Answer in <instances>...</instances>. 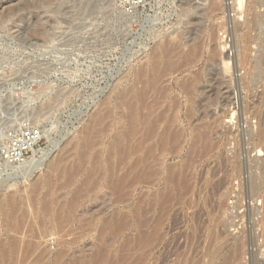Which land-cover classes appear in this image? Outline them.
<instances>
[{"label": "rangeland", "instance_id": "obj_1", "mask_svg": "<svg viewBox=\"0 0 264 264\" xmlns=\"http://www.w3.org/2000/svg\"><path fill=\"white\" fill-rule=\"evenodd\" d=\"M164 43L181 44L182 53L192 49L198 57L187 70L165 78L169 90L157 108L174 114L182 134L173 151L162 153L159 177L147 186L134 185L123 202L115 203L116 193L104 192L100 171L92 169V163L97 157L99 165L117 159L114 135L129 126L127 108L119 98L133 84L137 70L149 63L153 50ZM195 73L200 74L197 86L201 89L190 100L179 85ZM173 99L177 105L170 108ZM190 103L189 122L184 115ZM263 115L264 0H0V142L8 128L27 120L45 134L34 146V150L42 149L49 138L76 123L77 131L65 145L69 153H75L71 158L75 163L84 128L89 135L98 134V144L81 168L75 166L79 170L70 181L64 173L48 170L26 181L12 179L8 165L0 166V239L14 236L17 240L21 234L17 241L27 238L33 243L26 254L33 260L41 246L43 261H31L29 256L27 264H264ZM91 116L104 120L96 126ZM88 121L93 122L91 126ZM165 124L161 121L160 128ZM208 129L212 131L208 143H195L196 136ZM193 144L197 146L192 148ZM169 166H181L183 172L164 194ZM33 181L40 183L36 190L31 187ZM156 191L162 192L156 206L160 208L142 216L141 206L149 207ZM73 193L83 194L78 202L84 206L67 207L74 201ZM47 201L53 207L49 215L41 210ZM10 209L13 213L16 209L15 213L7 217L4 211ZM55 210L61 213H57L59 219ZM137 215L140 218L135 219ZM145 237L150 238L147 246ZM215 249L218 253L213 256ZM74 257H79L78 262Z\"/></svg>", "mask_w": 264, "mask_h": 264}, {"label": "bare ground", "instance_id": "obj_2", "mask_svg": "<svg viewBox=\"0 0 264 264\" xmlns=\"http://www.w3.org/2000/svg\"><path fill=\"white\" fill-rule=\"evenodd\" d=\"M211 3V2H210ZM214 5V4H213ZM217 7V4L214 5L213 9H215ZM256 18V17H255ZM257 21V20H256ZM254 26V25H253ZM237 32V31H236ZM213 35V34H212ZM246 39V38H245ZM261 39V38H260ZM179 41V40H178ZM241 41V40H240ZM247 41V40H246ZM167 42V41H166ZM165 42V43H166ZM162 44V45H159L157 46L153 52L151 53V59L149 61V63L147 65H143L140 69L137 70V72L135 73V80L133 82V84L131 85L130 88H128L127 90L124 91V93L122 94V98H119V99H122V106H124L123 104H125L126 108H127V111H126V117H127V124L129 123V126L122 132V133H116V135H114V143H115V148L113 150H116L117 151V159L115 160H107L103 165H99L98 163V157H97V154L96 156L94 155V157H97V159L93 158V163H92V169L94 168L95 171L98 170L100 171V176L101 177H97L99 180L101 178V181L103 182V187L104 189H106V192L107 194L110 193V194H115L114 196H116L115 198H113L112 200L115 201V203H121L123 202V197H125V195L127 194V192L136 184H141L143 183L144 186H147L149 184L152 183V181L156 180V178L159 177V173H160V163H161V158H162V153L164 151H173L176 147V142L177 140L180 138L181 134H182V131L180 129H177L176 127V124H175V116L174 114H171V115H167V113H165L164 110H162L161 112H158L157 111V108L159 107L160 103L164 100L165 96H166V92L169 90L168 87L165 86V78H167L168 76L172 75V74H175V73H178V72H182L183 70H187V67H190L191 64H193L197 59V54L192 50H188L186 53H182V50L180 49V45L177 43L175 45H171L170 44ZM169 43V42H168ZM157 44V43H155ZM201 44V43H200ZM242 44V43H241ZM198 46V45H197ZM201 46V45H200ZM199 47V46H198ZM197 47V48H198ZM191 48V47H190ZM200 48V47H199ZM198 48V49H199ZM197 49V50H198ZM258 51V50H257ZM199 52V50H198ZM197 52V53H198ZM203 52V51H202ZM257 53V52H256ZM213 55V54H212ZM221 58V57H220ZM213 59V58H212ZM240 61V60H239ZM198 65V64H197ZM193 67V66H192ZM226 67V66H225ZM199 77H200V74L199 73H195L193 75V77L191 76L190 78H184L181 82H180V85H179V88L181 89L182 92H184L186 95H189V97L191 96V99L192 100V95H193V92L194 91H200V87L197 86V82L200 81L199 80ZM257 79V78H256ZM183 94V93H182ZM116 97V96H115ZM118 99V98H117ZM168 99V98H167ZM189 100V101H190ZM177 101L175 99L171 100L169 106H171L170 108H175L177 103ZM192 102V101H191ZM181 104V103H180ZM116 105V104H115ZM181 106V105H180ZM117 107V106H116ZM121 109V107H119ZM125 108V107H124ZM120 111V110H119ZM157 111V112H156ZM182 112V111H181ZM83 113V112H82ZM107 113V111H106ZM191 113H192V105L190 103V105L188 106V108L186 109L185 111V120L189 121L190 122V119H191ZM123 115V113H121ZM182 114V113H181ZM94 115V114H93ZM105 116V114H103ZM98 116V115H97ZM92 117L94 120H95V125L96 126H99L102 121L104 119L103 116H100V117ZM264 116V115H263ZM262 116V117H263ZM125 118V117H124ZM92 119V121H93ZM117 119V118H116ZM182 119V118H180ZM106 120V119H105ZM111 120V119H110ZM126 120V121H127ZM179 120V119H178ZM90 122L88 121V123L90 124V126L92 125L91 123L93 122ZM163 121L164 123H166L162 128H160V122ZM254 121V120H253ZM124 122V121H123ZM122 122V123H123ZM183 122H185L183 120ZM107 123V122H106ZM220 123V122H219ZM118 124V122H117ZM185 124V123H184ZM106 125V124H105ZM179 125V124H178ZM204 125V124H202ZM201 125V126H202ZM107 126V125H106ZM105 126V127H106ZM114 126V125H113ZM206 126V124H205ZM76 123H74V125H72L70 128H68L63 134H59L57 135L56 137H51L49 138V141H48V144L46 145V147L42 148V149H37V150H34V146L36 145V143L40 140V136L41 135H44V133H39V130L35 127H33L34 129H36L35 132H29L30 135H28V140H26L25 142V147L26 149H30V151L32 150V155L30 157L26 156V157H21V149L24 148L21 147H18L20 148L16 154H19V156H17V161H12L10 163H5L6 165H8V169H10L12 171V175H9V177H12V179L14 178H17V179H20L22 181H26L28 179H30L31 177L35 176L36 174H38L39 172H43L44 170H48L49 172L53 171V172H62L64 173L66 176H67V179L68 181H70L74 174L77 173V171L79 170V168H81V165L83 164L82 162H85L83 160H85V157L88 156V154L95 148V146L98 144V134H95L96 136H92V135H89V131H87V127L84 128L83 132H81V135H82V139H85L82 141V139H79L78 140H81V144H80V151L77 152L78 153V159L76 161L78 162H73L71 161V158L74 156L75 153H69L68 150H66L65 148V145L66 143L68 142V140L70 139L72 133L74 131H77L76 130ZM94 127V126H92ZM103 127V128H105ZM122 127V126H121ZM204 127V126H203ZM216 127V126H215ZM90 128V127H89ZM115 128V127H114ZM185 128V127H184ZM202 128V127H201ZM118 129V128H117ZM203 129V128H202ZM214 129V128H213ZM212 129V130H213ZM115 130V129H114ZM113 130V131H114ZM122 130V129H121ZM197 130V128H196ZM103 131V130H102ZM101 131V132H102ZM201 131V130H199ZM211 129H208V130H204L202 132H200V134L198 136H196V140H195V143H197L199 140H204V143L207 142L208 140V136H209V133H210ZM224 131V130H223ZM87 132V133H86ZM97 131L95 130L94 133H96ZM99 132V131H98ZM97 132V133H98ZM212 132V131H211ZM214 132V131H213ZM86 133V135H85ZM93 133V134H94ZM100 133V132H99ZM104 133H105V130H104ZM259 135V134H258ZM240 137V136H239ZM261 138H264V128L261 129L260 131V139ZM206 141V142H205ZM109 143V142H108ZM208 143V142H207ZM194 145V147H193ZM192 145V148H195V145L196 144H193ZM197 146V145H196ZM203 146V145H200V147ZM79 147V148H80ZM107 147V146H106ZM205 147V145H204ZM110 148V147H109ZM203 148V147H202ZM201 148V149H202ZM209 148V147H208ZM213 148V147H212ZM256 148V147H255ZM197 150V149H196ZM204 150V148L202 149ZM201 150V151H202ZM100 151V150H99ZM112 151V150H111ZM208 151V150H207ZM192 152V150H191ZM197 151H195L196 153ZM101 153V152H100ZM111 153H115L114 151L111 152ZM202 153V152H201ZM205 153V152H204ZM108 154L110 155V153L108 152ZM191 154V153H190ZM188 154V155H190ZM198 154V153H197ZM203 154V153H202ZM109 155H108V158H109ZM205 155V154H204ZM203 155V156H204ZM112 156V155H111ZM110 156V158L112 159V157ZM183 156V155H182ZM194 156V155H193ZM192 156V157H193ZM28 157V158H27ZM187 158L189 159H192L190 158V156H187ZM186 158V160H187ZM200 158V157H199ZM21 159V160H20ZM166 159V158H165ZM188 159V160H189ZM195 159V157L193 158ZM197 159V157H196ZM195 159V160H196ZM187 160V161H188ZM199 160V159H198ZM197 161V160H196ZM163 162V161H162ZM192 162H194L192 160ZM185 164H188V163H185ZM79 165L80 167L79 168H76L75 166ZM177 165V164H176ZM164 166V164H163ZM162 167V165H161ZM186 167V165H185ZM189 167V165H188ZM87 169V168H86ZM163 169V168H162ZM161 169V170H162ZM187 169V167H186ZM89 170V169H88ZM185 170V169H184ZM94 172V170H92ZM91 172V173H93ZM182 172H183V168L180 166L178 168H176L175 166H169L168 167V170H167V177H166V192H164V194H168L171 186L175 184L176 181H178L181 176H182ZM95 173V172H94ZM185 173V171H184ZM52 173H50L51 175ZM79 174V173H78ZM77 174V175H78ZM88 174H89V171H88ZM49 175V174H48ZM83 175V174H82ZM92 176V174H90ZM52 176V175H51ZM60 176V175H58ZM58 176H55L54 179H57L56 177ZM76 176V175H75ZM80 176V175H79ZM89 176V175H88ZM184 176V175H183ZM188 176V175H187ZM53 177V176H52ZM186 177V176H185ZM49 178V177H47ZM59 178V177H58ZM88 178V177H87ZM187 178V177H186ZM185 178V179H186ZM66 179V180H67ZM49 180V179H48ZM88 180V179H87ZM86 180V181H87ZM54 181V180H53ZM57 180H55L56 182ZM90 181V180H89ZM161 181V179H160ZM34 182V181H33ZM52 182V181H51ZM84 183H86L84 181ZM92 183V182H91ZM53 184V183H51ZM49 183V185H51ZM55 184V183H54ZM59 184V183H58ZM65 184V183H64ZM66 184H67V181H66ZM82 184V183H81ZM79 185V186H82V185ZM93 184H96L97 183H94ZM162 184V183H161ZM87 185V184H86ZM159 185V184H158ZM181 185H184L185 184L181 183ZM40 186V183L38 181H35L34 183L31 184V187L32 188H38ZM54 186V185H52ZM61 186V185H60ZM65 186V185H63ZM98 186V185H97ZM99 186H101L99 184ZM139 186V185H138ZM86 187V186H85ZM91 187V186H90ZM89 187V188H90ZM174 187V186H173ZM176 187V186H175ZM186 187V186H185ZM49 188L51 189V187L49 186ZM55 188V187H54ZM53 188V189H54ZM56 188H59V187H56ZM78 188V187H77ZM139 188V187H138ZM79 189V188H78ZM81 189V188H80ZM93 189V187L91 188ZM91 189L89 191H91ZM102 189V188H101ZM103 189V190H104ZM152 189V188H151ZM163 189V188H162ZM210 189V188H209ZM52 190V189H51ZM77 190V189H76ZM87 190V189H85ZM110 192H108V191ZM138 190V189H137ZM141 190V188H140ZM187 190V189H186ZM185 190V191H186ZM53 191V190H52ZM52 191H51V194H52ZM70 191V190H69ZM50 192V191H49ZM80 192V191H79ZM92 192V191H91ZM101 192V191H100ZM136 192V191H135ZM183 192V191H182ZM55 193V190L54 192ZM70 193V192H69ZM81 193V192H80ZM85 193V192H84ZM93 193V192H92ZM177 193V192H176ZM187 193V192H186ZM74 194V193H73ZM101 194V193H99ZM136 195V193H134ZM162 194V192H155V198L152 200V204L147 207V203H144L145 204V207H142L141 206V211H142V216L146 217V215H148L151 211H153L154 209H158L156 208L157 206V200H158V196ZM185 194V193H184ZM48 195V194H47ZM75 195H72V197L74 198V201H70L72 202L71 203V207L67 205V207H69L70 209H74L76 207V205L78 203H81V202H78V200L80 199L79 197H84L83 194H78L76 195L77 199H75ZM79 195V196H78ZM85 195V194H84ZM180 195V193H179ZM179 195H175V196H179ZM26 196V195H25ZM49 196V195H48ZM51 196V195H50ZM50 196L48 198V200L50 199ZM103 196V195H102ZM109 196V195H108ZM107 196V197H108ZM113 196V195H111ZM110 196V197H111ZM27 197V196H26ZM47 197V196H46ZM71 197V198H72ZM98 197V195H97ZM109 197V198H110ZM33 199L35 198L34 195L32 197ZM56 198V197H55ZM72 198V199H73ZM79 198V199H78ZM90 198L91 195H90ZM101 198V197H100ZM103 198V197H102ZM137 198V197H136ZM170 198V197H169ZM43 199V198H42ZM135 200V197L133 198ZM177 199V198H176ZM26 200V199H25ZM91 200V199H90ZM111 200V198L109 199ZM111 200V201H112ZM139 200V199H138ZM171 200H173L171 198ZM171 200L169 199L168 203L171 202ZM12 201V200H11ZM51 201V200H50ZM47 201L46 203H43L45 206L43 207L42 212H48L52 214V206L49 205V203H51L52 201H55L52 199V201ZM112 201V202H113ZM166 198L164 201H162V205H163V202L166 203ZM28 202V201H27ZM32 202V201H31ZM34 202V201H33ZM68 204L70 205L69 201H67ZM130 202V201H129ZM139 202V201H138ZM137 202V203H138ZM10 203V202H9ZM86 203V202H85ZM141 203V202H140ZM12 205V208H13V201L11 203ZM28 204V203H27ZM42 204V205H43ZM54 204V203H53ZM82 204V203H81ZM33 205V210H34V204ZM128 205V204H127ZM138 205V204H137ZM160 205H161V202H160ZM159 205V206H160ZM3 206V203L0 202V207ZM30 205H28L29 207ZM82 206H84L82 204ZM140 206V205H139ZM173 206V205H172ZM18 207V206H17ZM16 207V208H17ZM52 207V208H51ZM108 207V206H107ZM122 207V206H121ZM136 207V206H135ZM11 208V207H10ZM32 209V207H30ZM28 209V210H31V209ZM169 208V207H168ZM69 209V210H70ZM113 208L111 207V210ZM137 209V208H136ZM166 209V208H165ZM11 210V209H10ZM16 210V209H15ZM15 210H14V213H15ZM60 210V209H58ZM57 210V211H58ZM116 210V209H115ZM170 210V209H169ZM12 211V212H11ZM9 211V212H6L4 211V215H6L7 217H9V215H12L13 216V209ZM32 211V210H31ZM114 211V209H113ZM167 211V210H166ZM56 212V210H55ZM69 212H72L73 211H69ZM123 212H124V209H123ZM137 212V211H136ZM134 211V216H135V213ZM163 212V211H162ZM161 212V213H162ZM47 213V214H48ZM57 213L56 212V217L58 218L57 216ZM65 213V211H64ZM71 215H74V213ZM138 213V212H137ZM167 213V212H165ZM25 214H28V213H25ZM32 214V213H30ZM54 214V215H55ZM61 215V213L59 212L58 215ZM141 214V213H140ZM157 214V213H156ZM39 215V214H38ZM45 215V214H44ZM49 215V214H48ZM70 215V214H69ZM115 215V214H114ZM129 215V214H128ZM159 215V214H157ZM162 216V214H160ZM168 215V214H167ZM11 216V217H12ZM20 216V215H19ZM29 218L31 219L30 215H28ZM65 219H67V215H65ZM123 216V215H122ZM139 215H137L136 218H140L138 217ZM8 218L9 220L12 219V218ZM26 217V216H25ZM45 217V216H44ZM55 217V216H54ZM71 217V216H69ZM75 217V216H74ZM73 216L71 218H74ZM116 217V216H115ZM130 217V216H129ZM17 218V217H15ZM47 219V217H45ZM61 218V217H60ZM70 218V219H71ZM81 218V217H79ZM83 218V217H82ZM81 218V219H82ZM114 218V217H113ZM121 218V216H120ZM125 218V217H124ZM149 218V216H148ZM155 218V216H154ZM29 219V220H30ZM33 219V218H32ZM31 219V220H32ZM59 219V218H58ZM58 219H55V222L56 220ZM77 219V218H76ZM80 219V221H81ZM87 219V218H86ZM122 219V218H121ZM144 219V218H142ZM150 219V218H149ZM8 220V221H9ZM19 220V219H18ZM26 220V219H25ZM64 220V219H62ZM79 220V219H78ZM120 220V219H119ZM160 220H161V217H160ZM159 220V221H160ZM54 221V219H53ZM59 221V220H58ZM75 219L72 221L74 222ZM82 221H85V219ZM108 221V220H107ZM107 221H103L105 224ZM137 222V220H135ZM142 222V220H140ZM149 220H147L146 222H148ZM153 221V220H152ZM41 223V221H39ZM47 222V220L45 221V223ZM68 221H66L67 223ZM70 222V220H69ZM77 222V220H76ZM119 223H122L123 221L120 220L118 221ZM139 222V220H138ZM141 222L139 223V225L141 224ZM5 223V222H4ZM9 223V222H8ZM7 223V224H8ZM19 223V222H18ZM25 224V227H29V223L27 222H24ZM39 223V224H40ZM49 223H50V220H49ZM49 223H48V226H49ZM103 223V224H104ZM115 224H117L116 222H113ZM158 223V222H157ZM10 224V223H9ZM21 224V223H20ZM19 224V225H20ZM28 226H27V225ZM31 224V223H30ZM38 224V225H39ZM62 224V222H61ZM63 224H64V221H63ZM62 224V225H63ZM110 224V223H109ZM108 224V225H109ZM113 224V225H115ZM124 224V223H123ZM138 224V223H137ZM143 226L146 224V223H142ZM141 224V226H142ZM6 225V223H5ZM22 225V224H21ZM20 225V226H21ZM22 225V228L23 226ZM42 225V223H41ZM40 225V226H41ZM57 226V224H55ZM147 225V224H146ZM158 225V224H157ZM39 226V228H41ZM47 226V224H46ZM47 226V230L48 228L50 229V227L52 226ZM64 226V225H63ZM70 226V224H69ZM69 226H67L69 228ZM83 226V225H82ZM110 226V225H109ZM118 225H116L117 227ZM121 228L122 226L124 225H120ZM119 226V227H120ZM156 226V225H155ZM5 227V226H4ZM8 229L11 227L7 226ZM24 227V228H25ZM65 227V226H64ZM64 227L62 228L63 231H64ZM96 227V226H95ZM98 227V226H97ZM115 227V228H116ZM126 227V226H125ZM16 228L15 225H13L12 223V231H14ZM23 228V230H24ZM25 228V229H26ZM45 228V227H44ZM53 228H55V226H53ZM57 228V227H56ZM59 228L61 229V227L59 226L58 227V230ZM80 228V227H79ZM102 228V227H101ZM105 228V227H104ZM150 225L148 227V229H150ZM157 228V227H156ZM226 228V227H225ZM20 229V228H19ZM30 229V227H29ZM52 229V228H51ZM110 229V228H109ZM117 229V232H118V227L116 228ZM2 230V229H1ZM21 230V229H20ZM19 230V232H20ZM54 232H57L55 231V229H53ZM71 229H68V233L71 232L70 231ZM73 230V229H72ZM122 230V229H120ZM119 230V231H120ZM146 230V229H145ZM159 230V229H158ZM226 230V229H225ZM10 231H11V228H10ZM25 232H28V230H24ZM36 230H34L35 232ZM37 231L38 228H37ZM49 231V230H48ZM52 231V230H51ZM62 231V230H61ZM62 231V232H63ZM104 231V230H103ZM141 231V230H140ZM144 231V230H143ZM148 231V230H147ZM17 232V233H19ZM66 232V230H65ZM116 232V231H115ZM16 233V235H17ZM64 233V232H63ZM67 233V234H68ZM15 234V233H14ZM25 234V233H24ZM39 234V233H38ZM41 234V233H40ZM39 234V235H40ZM58 232V236L60 238V236L62 234H60ZM116 234V233H115ZM141 234V233H140ZM151 234V233H150ZM3 235V234H2ZM21 235V234H19ZM18 235V238H20ZM55 235V233H54ZM111 235V234H110ZM149 235V234H148ZM24 236V235H23ZM34 236H37V234L34 233ZM65 236V235H64ZM64 236H63V240H64ZM72 236V235H71ZM74 236V235H73ZM72 236V237H73ZM79 236V235H78ZM103 236V235H102ZM145 236V235H144ZM161 236V235H160ZM14 237V236H13ZM13 237H8L7 239H0V264H27L25 263L27 260L26 259H30L31 258V254H29V256H27L26 254H28V252L31 253V250L28 251L27 248L30 247L32 248L33 247V243L29 244L30 242H27L28 239L26 238L27 241H22V239L20 241H17L16 239H14ZM32 238V236H30ZM40 237V236H38ZM38 237H35L36 238V241ZM46 237V236H45ZM66 237V236H65ZM68 237V236H67ZM135 237V236H134ZM47 239V238H46ZM62 239V238H61ZM69 240L71 238H68ZM73 239H75L73 237ZM98 239V238H97ZM139 239V238H137ZM146 239V237H145ZM60 240V239H59ZM62 240V241H63ZM67 240V239H66ZM72 240V239H71ZM101 240V239H100ZM142 240V239H141ZM147 240V239H146ZM145 240V241H146ZM32 241V240H31ZM44 240H42L41 242H43ZM64 242V241H63ZM137 242H139L137 240ZM136 242V243H137ZM150 242V238L146 241V243H144L146 246L148 245V243ZM158 242V241H157ZM44 243V242H43ZM70 243V242H69ZM104 243V241H103ZM131 243V241H130ZM141 243V242H140ZM29 244V246L27 245ZM36 244V243H35ZM34 244V245H35ZM42 244V243H41ZM40 244V245H41ZM142 244V243H141ZM159 244V243H158ZM144 245V246H145ZM32 246V247H31ZM99 246V245H98ZM125 246V245H124ZM157 246V245H156ZM108 247V246H107ZM122 247V246H121ZM129 247V246H128ZM127 247V248H128ZM155 247V246H154ZM142 248V247H141ZM156 248V247H155ZM35 249V248H34ZM33 249V250H34ZM41 246L40 248H38L37 252H36V255H34V260H36L37 262H42L43 261V253L41 251ZM101 249V248H100ZM99 249V250H100ZM138 249V248H137ZM32 250V251H33ZM43 250V249H42ZM105 250V249H104ZM153 250V248H152ZM36 251V250H35ZM39 251V252H38ZM133 252H135L133 250ZM132 252V253H133ZM150 252V251H149ZM102 253V252H101ZM213 256H216L217 253H218V250H214L213 252ZM61 254V253H60ZM95 254V253H94ZM147 254V253H146ZM27 256V258H24L25 260H23L22 258H20V256ZM98 255H99V252H98ZM113 256V255H112ZM131 256V254H130ZM33 257V255H32ZM35 257H38L35 259ZM83 257V256H82ZM100 258L104 257V255H101L98 256ZM97 257V260L99 261L100 258ZM106 257V256H105ZM144 253H143V258H144ZM58 258V256H57ZM57 258L55 257V261H57ZM75 258V257H74ZM77 258V257H76ZM75 258V260H76ZM111 259V257H109ZM137 258V257H136ZM142 258V257H141ZM79 259V257H78ZM78 259L76 260L78 262ZM126 259V258H125ZM216 259V258H215ZM33 258H31V261H34ZM73 260V259H72ZM96 260V261H97ZM102 259H100L101 261ZM141 259H139L140 261ZM30 261V262H31ZM54 261V262H55ZM111 261V260H110ZM115 261V260H114ZM112 261V262H114ZM118 261V260H117ZM135 261V260H134ZM142 261V260H141ZM140 261V262H141ZM229 261V260H228ZM49 262V261H48ZM122 262V261H121ZM139 262V263H140ZM87 263V262H86ZM109 263V262H108ZM119 263V262H118ZM135 263V262H134ZM133 263V264H134ZM199 263V262H198ZM197 263V264H198ZM223 263V261H222ZM226 263V261H225ZM224 263V264H225ZM37 264V263H36ZM55 264V263H54ZM76 264V263H75ZM96 264V263H94ZM100 264V263H99ZM104 264H105V261H104ZM130 264V263H129ZM136 264V263H135ZM227 264V263H226Z\"/></svg>", "mask_w": 264, "mask_h": 264}, {"label": "built area", "instance_id": "obj_3", "mask_svg": "<svg viewBox=\"0 0 264 264\" xmlns=\"http://www.w3.org/2000/svg\"><path fill=\"white\" fill-rule=\"evenodd\" d=\"M30 131L35 132L36 129H34L27 120L7 129L3 140L0 142V166L2 168H5V163L17 161L16 157L19 156V154H16V152L20 149L18 148L20 146H24L20 152L21 157L28 156L30 149H26L25 142L28 140L27 137L30 135Z\"/></svg>", "mask_w": 264, "mask_h": 264}]
</instances>
